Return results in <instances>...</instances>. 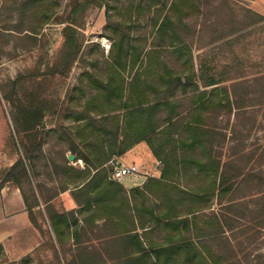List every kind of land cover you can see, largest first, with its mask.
I'll return each mask as SVG.
<instances>
[{
    "label": "trees",
    "instance_id": "1",
    "mask_svg": "<svg viewBox=\"0 0 264 264\" xmlns=\"http://www.w3.org/2000/svg\"><path fill=\"white\" fill-rule=\"evenodd\" d=\"M20 1L16 12L0 6L1 15L23 23L26 18L35 19L37 8L45 5V0ZM119 1L71 0L65 20L55 11H43L40 26H0L2 40L10 36L33 43L28 49L33 51L44 25L55 16L56 23L63 24L56 56L45 66H37L34 74L11 80L8 90L0 87V99L10 108V144L19 155L4 171L0 191L14 183L24 199L25 185L34 196L35 188L41 192L44 184L34 186L33 156L46 143L45 120L57 116L62 108V99L52 94L53 84L69 78L82 51L81 29L89 12L105 8L106 29L113 40L108 61L112 73L95 79L96 93L83 111L71 113L73 123L62 127L57 136L67 148L61 162L52 160L56 176L71 180V187L61 189L71 190L78 203L77 209L63 212L47 205L45 224L52 229L49 237L59 264H245L249 248L244 241L255 233L258 236L259 221L264 218V145L248 151L244 141L236 144L218 122L222 113L230 117L235 109L246 106V99L241 101L234 89L237 84L222 87L212 80L203 87L196 81L195 56L187 41L196 29L187 38L180 36L174 21L187 28L191 8L200 13L205 2L178 0L177 4L173 0L175 17L173 12L163 14L166 0H124L131 21L144 16L145 8V12L157 10L150 35L179 40L170 47L179 56H187V76L166 64L160 67L155 46L147 52L136 47L143 36L112 5ZM252 14L262 21L260 15ZM249 19L246 16L247 22L241 20V25L254 24ZM236 23L232 21L230 27ZM236 32L230 31L232 35ZM144 55L145 66L127 81L124 72L133 71L139 63L141 67ZM213 107L220 112L212 113ZM211 114L216 125L210 123ZM141 143L149 146L164 169L160 178H148L142 188L126 190L112 179L110 162ZM69 154L76 157V165Z\"/></svg>",
    "mask_w": 264,
    "mask_h": 264
},
{
    "label": "rangeland",
    "instance_id": "2",
    "mask_svg": "<svg viewBox=\"0 0 264 264\" xmlns=\"http://www.w3.org/2000/svg\"><path fill=\"white\" fill-rule=\"evenodd\" d=\"M166 1L168 3L163 14L173 12L172 14L175 16L176 11L171 10L173 0ZM202 1L205 2V6L202 11L199 9L200 13L191 8L193 12L186 18L187 28L184 27V29L174 21L177 33L186 37L189 32L196 29L194 36L189 34L190 38H186L195 56L196 81L201 86L204 87V84L212 80H217L222 87H228L232 83L237 84L234 89L241 101L246 99V108L235 109L230 117L228 114L222 113L218 122H221L219 123L221 127L227 129L228 137L237 140L236 144L244 141L248 151H253L256 145H264V0ZM16 2L21 1L2 0L0 6H7L12 12H16L15 9L18 6ZM176 2L179 3L178 0ZM195 2L198 3V0ZM70 3L71 0H45L44 7L40 6L36 10L37 17L35 19L26 18L23 23L17 22L15 17L12 20L1 15L2 8L0 7V26H6V28L40 26L45 17L43 11L47 13L55 11L58 17H63L61 19L65 20ZM114 3L112 5L121 10V15L126 23L130 24L136 33L142 34L144 37L141 41H137V48L140 45L147 52L155 46L159 51L156 59L161 63L160 67L166 64L177 71H184L188 76L187 70H185L187 69V56H179L170 47L172 43H179V40L173 41L170 36L158 39L150 35L153 31L151 21L156 16V9L145 12L147 10L145 8L144 16L136 17V20L132 18L131 21L126 13L129 5L127 6L124 0ZM163 3L165 4V2ZM39 5L38 3L37 6ZM136 7H138L137 4L134 8ZM248 11L260 15L262 21H259L261 19ZM246 16L250 18L249 21H252L250 23L254 24H250V26L243 24L242 26L241 20L247 22ZM106 17L105 8H93L89 12L81 29L84 35V44L73 70L66 81L60 85L53 84L52 94H57L62 99L63 109L61 108L57 116L45 120L46 143L42 151L36 152L33 156L36 165L34 183L39 180L46 183L57 178L59 189L65 185L61 181L64 175L57 177L52 168V160L61 162L67 148V144L60 143L57 136L62 127L73 123L70 117L71 113L83 111L82 107L87 100L96 93L97 86L94 80L105 78L108 72L112 73L111 70H108V61H110L113 40L106 29ZM232 21H237V23L230 27ZM56 22L55 16L49 24L43 26L33 51L28 50L33 43H26L10 36L5 37V40L0 38V87L3 86L8 90L11 80L16 79L20 74H34L37 66L40 64L45 66L49 60L56 56L62 44L63 29V24ZM231 30H236V34L232 35ZM145 61L146 55L142 57V66L140 67V63L136 64L133 71L128 68L123 74L124 78L131 81L133 75L145 66ZM212 88L214 86L208 87V89ZM234 89H230V91L232 92ZM212 110L214 114L220 112L219 107H213ZM214 114H211L213 118L210 117L212 125H216ZM54 130L57 132L55 133ZM11 131L10 108L5 101L0 99V181L3 179L4 171L11 167L10 164L19 159V155L10 144ZM220 138L224 143L223 138ZM235 151L237 152L238 149ZM74 161H72V165L77 164ZM79 163L80 167L84 166L81 161ZM139 163L136 164L139 166ZM7 184L16 186L14 183ZM43 187H41V193H45L43 194L44 199L47 200L53 196L54 189L45 188L44 185ZM24 189L27 195L25 196L27 205L33 207L36 203L34 194L28 185H25ZM44 210H46V214L47 207ZM19 214L11 213L4 220V233H10L11 236H4V243H0V264H59L49 237V230L44 227L46 224L43 210L30 211L29 215L25 213L26 216ZM251 216L249 217L252 218ZM250 218L247 220L252 223ZM249 225L251 231L252 224ZM251 232L255 233V231ZM258 232V236L255 233L244 241V244L246 243L249 248L248 262L245 264H264V218L259 221Z\"/></svg>",
    "mask_w": 264,
    "mask_h": 264
},
{
    "label": "crops",
    "instance_id": "3",
    "mask_svg": "<svg viewBox=\"0 0 264 264\" xmlns=\"http://www.w3.org/2000/svg\"><path fill=\"white\" fill-rule=\"evenodd\" d=\"M117 158L126 163L136 164L137 162H140L139 166L141 167L142 171L148 173V176L130 180L127 183H121L118 181L126 190H131L133 188H142L148 181V178H160L164 169L163 163L153 156L149 146L145 143L134 146L126 154ZM13 164L14 162H12L10 166H12ZM62 178L63 179H61V181L64 182L66 186L71 187V180L67 181L66 177ZM58 183L59 181L57 180V178L51 179L46 183L40 180L34 183V186L35 184H44V186H46L45 188L54 189L53 195H56L55 197L53 196L54 198L52 199L50 196L48 198L49 201L47 202L46 199H44L43 195L45 193H41L37 190V188H35L36 194L34 197L38 204L33 205L32 211L35 212L36 210H43L45 220L47 215L45 214L46 210L44 209L47 207V205H50L51 209L60 212L72 211L78 208V203L73 198L71 190L63 191L62 189H59ZM11 213H20V216H26L25 213L29 215L30 212L27 208V204L25 202L21 189L17 186H9L8 184H6L0 191V243H4V236H11L10 233H4L3 228L6 216ZM44 227L48 228V230L52 232V229L49 225L48 227L47 225Z\"/></svg>",
    "mask_w": 264,
    "mask_h": 264
},
{
    "label": "built area",
    "instance_id": "4",
    "mask_svg": "<svg viewBox=\"0 0 264 264\" xmlns=\"http://www.w3.org/2000/svg\"><path fill=\"white\" fill-rule=\"evenodd\" d=\"M112 179L121 183H127L140 177L148 176L141 167L135 163H126L119 158H114L110 162Z\"/></svg>",
    "mask_w": 264,
    "mask_h": 264
},
{
    "label": "water",
    "instance_id": "5",
    "mask_svg": "<svg viewBox=\"0 0 264 264\" xmlns=\"http://www.w3.org/2000/svg\"><path fill=\"white\" fill-rule=\"evenodd\" d=\"M68 158H69V160H71V161H74V160L76 159V157H75L74 155H72V154H70V155L68 156Z\"/></svg>",
    "mask_w": 264,
    "mask_h": 264
}]
</instances>
